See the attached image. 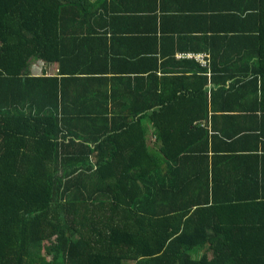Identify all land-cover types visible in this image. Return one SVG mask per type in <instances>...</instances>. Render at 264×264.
<instances>
[{"label":"trees","instance_id":"1","mask_svg":"<svg viewBox=\"0 0 264 264\" xmlns=\"http://www.w3.org/2000/svg\"><path fill=\"white\" fill-rule=\"evenodd\" d=\"M127 2L0 0V264H264V200L249 197L258 181L215 168L197 124L207 114H193L220 101L264 110V0H237L236 16L255 19L242 38L255 42L257 63L236 95L211 91L207 102L200 85L196 96H157L150 112L110 114L87 78L89 91L68 106L64 84L83 75L66 63L80 34L73 25L105 24L107 7L119 3L121 16ZM135 2L140 11L143 0ZM32 59L60 63L64 76L33 75ZM95 104L103 109L91 111ZM179 106L192 107L191 119L175 134H205L188 146L170 142L157 121ZM145 122L158 126L160 144L149 142Z\"/></svg>","mask_w":264,"mask_h":264},{"label":"crops","instance_id":"2","mask_svg":"<svg viewBox=\"0 0 264 264\" xmlns=\"http://www.w3.org/2000/svg\"><path fill=\"white\" fill-rule=\"evenodd\" d=\"M132 2H127L128 9L121 16L119 3H115V9L107 7L105 24L102 19L90 17L83 24L73 25L72 31L80 34L72 36V53L66 63L71 61V68L76 65L74 74L83 75H72L73 79L64 84L68 106L80 102L83 93L89 91L83 86L87 78L94 81L86 85L105 97L100 99L106 101L103 106L110 114L150 112L157 106V96H196L200 85L206 91L207 102L211 91H231L227 94L233 96L244 89L238 82L252 78L243 72L257 63L255 42L242 36L251 34L255 19L245 22L236 16L237 0H143L140 11L135 0ZM197 53L204 56L207 65L193 56H184ZM85 61L92 68H88L90 71L85 70ZM29 70L35 76H64L58 73V62L32 59ZM247 90L253 94L252 86ZM246 101H250L249 96L242 99ZM103 106L95 104L91 111L102 110ZM240 106L238 101L231 105L212 102L194 108L193 114H207L197 124L207 131L206 149L208 158L215 159V168L224 174L251 176L258 186L250 183L255 196L249 197L264 200V110L246 111ZM191 108L179 106L161 112L157 119L158 123L161 120L159 128L167 130L170 142L188 146L195 136L199 139L203 131L197 127L192 131L196 135L175 134L189 125ZM145 123L149 142L152 140V146L160 144L155 131L158 126ZM235 127L245 128L240 134L231 133ZM204 135L203 132L201 137ZM246 191L249 192L248 187L243 192Z\"/></svg>","mask_w":264,"mask_h":264},{"label":"rangeland","instance_id":"3","mask_svg":"<svg viewBox=\"0 0 264 264\" xmlns=\"http://www.w3.org/2000/svg\"><path fill=\"white\" fill-rule=\"evenodd\" d=\"M46 73H51V72H46ZM55 243H54V239H48L45 240L42 244H41V251L42 253H44L46 256V258H51L52 255L55 252L54 249Z\"/></svg>","mask_w":264,"mask_h":264},{"label":"built area","instance_id":"4","mask_svg":"<svg viewBox=\"0 0 264 264\" xmlns=\"http://www.w3.org/2000/svg\"><path fill=\"white\" fill-rule=\"evenodd\" d=\"M186 55H189V56H193V57H195L198 61H200V62H203L204 63V65H207V62H206V60H205V58H204V56L202 55V54H199V53H197V54H184V56H186Z\"/></svg>","mask_w":264,"mask_h":264}]
</instances>
